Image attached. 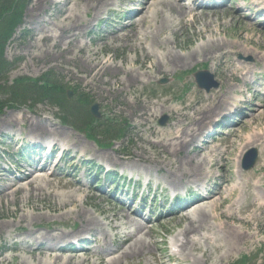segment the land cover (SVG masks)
Returning a JSON list of instances; mask_svg holds the SVG:
<instances>
[{"label":"rangeland","instance_id":"rangeland-1","mask_svg":"<svg viewBox=\"0 0 264 264\" xmlns=\"http://www.w3.org/2000/svg\"><path fill=\"white\" fill-rule=\"evenodd\" d=\"M35 1L28 0L23 24L6 48V59L12 67L1 84L4 90H0V100L8 99L6 86L15 80H36L49 73V78L62 87L85 94L89 102L99 104L101 119L108 120L116 129H127L121 139L98 134L97 142L82 130L65 125L63 111L48 103L16 105L0 112V192L9 184L18 183L23 188L15 196L12 188L9 198H0V228H4L0 229V264H52L54 257L60 258L58 264L70 257V264L83 260H87L86 264H100L99 257L107 263L128 250L124 247L118 254L110 255L125 237L119 226L135 240L143 241L146 249L142 255L119 260V264H202L208 258L210 264H241V258H246L248 264H264V10L254 5L255 0H226L209 7L200 6L199 0H159L158 6L150 4L144 21H139L141 15L131 22V10L134 8L136 15L142 11L143 0L135 4L132 0H114L98 17L90 10L92 7L87 8L88 2H80L74 9L77 0H48L42 9H36ZM70 16L72 19L67 20ZM70 21L78 29L88 27L82 32L55 29ZM52 35L64 40L44 39ZM93 54L96 55L91 57ZM89 58L92 61L87 62ZM102 68H107L103 70L104 76V72L100 73ZM128 70L139 78L131 86L126 82L131 74ZM199 70L213 74L219 87L209 94L199 90L192 75ZM223 99L227 101L226 108L207 118L199 141L208 130L214 131L221 115L233 111L235 116L229 121L235 124L222 122V134L214 132L212 147H217L221 155L208 158L212 163L205 168L212 176L203 188L190 189L203 196L217 193L216 196L204 203L205 212L189 208L183 214L184 209L161 207L170 203L176 189L180 191L176 190L174 195L179 196L186 194L188 188L181 191L189 176L177 174L174 180L169 176L167 161L177 165L183 159L193 160L192 150H200L195 147L206 143L199 142L188 151L186 148L172 154L170 149L156 145L159 134L174 129L179 121L183 125L192 123L204 105L211 109ZM165 100L168 104L162 108ZM193 100L203 104L188 107ZM69 101L77 103L76 94ZM163 115L169 117L165 127L159 124ZM83 119L78 117L77 123ZM42 126L47 131L40 132ZM50 139L59 156L66 149L58 166L38 172L33 186H28V181L19 182V178L31 174L27 168L33 164L28 156L22 157L24 149ZM211 140L212 137L208 138V142ZM252 148L258 150L257 164L252 171L245 172L237 162ZM36 157L39 159V155ZM198 159L204 156L197 157L196 162ZM155 163L163 165L154 167ZM97 169L105 171L100 179L102 187H96L94 182ZM106 172L116 179L114 183L105 177ZM108 185L123 188L118 195L109 194ZM35 187L42 188L47 196L44 200L32 197L31 204L22 207L27 191ZM162 189L167 195L153 210L149 207L144 211L143 199L148 192ZM195 197L191 196L190 201L182 197L183 206L194 204ZM53 203L64 210L55 212ZM237 204L242 205L240 211ZM258 204H262V216ZM17 208L34 217V222L28 219L19 225V219L13 217ZM71 210V214L63 215ZM77 211L81 212L78 218ZM190 212L191 216H185ZM86 217L98 224L80 237L90 240V244H84L90 252L59 251L49 257L35 251V247L33 250L29 243V234H76L89 222ZM8 223L19 227L9 228ZM190 223L194 224L191 240L198 246L194 250L184 247L182 255H174L172 245L184 238L178 236ZM207 230L214 235L211 237ZM103 234L108 235L106 241ZM92 240L96 242L91 243ZM103 244L110 250L108 253L98 249ZM215 246L222 249L217 251Z\"/></svg>","mask_w":264,"mask_h":264},{"label":"bare ground","instance_id":"bare-ground-1","mask_svg":"<svg viewBox=\"0 0 264 264\" xmlns=\"http://www.w3.org/2000/svg\"><path fill=\"white\" fill-rule=\"evenodd\" d=\"M114 0H77L74 9H76V5H79L80 2H88L87 3V8L90 9V7H92L90 10L95 11V17H98L104 10H106L109 6H111V3ZM138 1L141 0H133L132 3L135 4ZM144 1V6L145 8H143L142 11L138 12L137 16L134 17L135 19L137 18H142L139 20L140 22L144 21V15L147 11V9L149 8L151 3H155L156 6H158L157 4L160 3L159 0H143ZM256 2H259V4H254L257 7H261L262 9H264V0H255ZM48 2V0H36L34 3V8L36 9H42V7H44L46 5V3ZM176 3H178V0H175ZM255 2V3H256ZM155 4H152L155 5ZM89 10V11H90ZM88 11V12H89ZM184 14H182L183 16ZM195 18V17H194ZM72 16H70L69 18H67V20H71ZM77 19H79V17H77ZM74 25V26H73ZM88 25H83L81 26L79 29L75 26V22H71L69 24H66L65 22L61 24V27H55V29H58L59 31L62 32H67V31H75V32H82L83 28H87ZM48 31H46L45 33H47ZM51 32V30H50ZM54 33V32H53ZM76 34H70L69 36H73ZM44 39H49V40H64V37L62 36H56V35H52V36H46ZM61 41V42H62ZM96 54H93L91 57L95 56ZM92 61L90 58L87 62ZM86 64V63H85ZM107 68H102L100 70L101 76L105 75V70ZM131 74L128 75L126 82L129 84V86L133 85L134 83L138 82L139 78H135V76L133 75L134 72H130ZM227 101L226 100H218L217 104L214 105L213 108H211L209 111L207 112H203V114L198 115L195 118V123L196 124H191L188 125L186 127H183L180 123L177 124L175 126V129L169 130L166 133H162L159 136V141L157 142V144L165 147L166 149H170L172 150L173 154H178V152H181L183 150H185L186 148H189L190 146L193 145V143L198 139L200 132L204 129L205 125L207 124V121L209 119H207L212 113L215 114L218 110H222L224 109V105ZM167 102H164V104H166ZM198 105V102H193L190 107L195 108ZM40 132H44L47 131V129L45 127H41ZM221 153H219V149L217 147L215 148H211V147H206L203 148L201 151H196L194 152V158H191L193 160L187 161L186 159H183L179 162H177V165H172L171 164V160L167 161V167L169 168V176H173L174 180L177 179L178 175L177 174H181V176L183 178H185L186 175L189 176L188 178V182L185 186H189V185H195V186H202V184L204 183V181L209 177V175L211 174L205 167L209 166L212 162L208 160V158H214V157H218L220 156ZM201 156H205V160L203 159L201 162L198 161L196 162V158L201 157ZM214 162V161H213ZM43 170V169H42ZM190 171V174H187L186 172ZM37 174V173H36ZM35 173H31L28 175H25L23 178H19V182H26L28 181V186H33L34 181L36 180ZM186 174V175H185ZM38 178V177H37ZM257 185H260L259 188H261L263 190V187L261 186V181H258ZM13 188V196L19 194L23 188L18 184H9L6 185L3 190H1L0 192V198L2 199H7L9 198L10 194H8L9 190H11ZM38 192V194H37ZM28 196L26 198V203L22 205V207H25L27 205H30L31 202L30 199L32 197H35L36 199L42 198L41 200H44L43 197L47 196V193H45V191L42 188H38L35 187L34 189H31L30 191H27ZM51 196V194L49 195ZM261 196H259L260 198ZM205 199L201 200L200 202H204ZM14 203V202H13ZM20 203H23V201H20ZM16 204V202L14 203ZM55 205V212H60L59 210H64V209H59L57 204ZM65 203L61 204V207L64 208L65 207ZM206 204L202 203L200 205L195 206V210L199 211V212H205V210H207V208L205 207ZM212 208H214L212 206ZM237 209L240 211V209H242V205L241 204H237ZM194 210V212H195ZM258 210H261V214L260 216L263 215L262 213V204H258ZM73 211H68L66 213H64L63 215H69L71 214ZM193 213L190 212L188 215L191 216ZM81 216V212L76 213V217H80ZM13 217H16L19 219V225L25 221H27L28 219L32 220L31 223H33L34 221V217L32 216H27L25 215L24 211L22 210V208H17V210H15L13 212ZM87 220H89L86 217ZM19 225L15 226V225H10V223L7 224V226L9 228L12 229H17L19 227ZM94 225H98L97 222L95 221V219L91 218V220H89V222L86 223V225H84V227L78 231V233L70 235V234H63V233H58V234H50L47 233L45 235H35V234H29L28 237L31 239L30 240V244L33 247H35V251L41 252V254H45L49 257H53V254L58 252L61 248H63L64 244L69 243L71 241V237H81L85 234H88L91 232V229L93 228ZM118 228H121V235H124L125 237L123 238V240L120 242L118 248H115V250H113L110 255L113 254H118L119 251H121L124 247L128 248L127 251L123 252L122 254H120L117 258H113L111 259V261L105 263L104 259L99 257L98 260L100 262V264H119V260L121 259H127L129 257L135 256V255H142L143 252L146 251V249L144 248L143 241H137L135 240L133 237H131L132 234L130 233H126L124 232V229H122L121 226H119ZM143 228V227H141ZM194 228V224L190 223L185 229L184 231H182V233L178 236V237H184L185 242H182L181 240L178 242H175L174 244H180L181 243V252L183 253V249L184 247H190L191 249L194 250L195 247L198 246V244L196 243V241L191 240V233L190 231ZM1 231L4 230L3 227L0 228ZM144 229V228H143ZM208 233H211V237L214 235L212 234L213 232H210L207 230ZM217 232L220 233V228L217 230ZM104 236V241H106L108 239V235L107 234H103ZM208 240H211L210 238L205 237ZM96 242V240H92V243ZM105 243V242H104ZM49 244V245H48ZM17 248V247H16ZM216 250L219 251L222 249V246H215ZM98 249H100L103 252L108 253L110 250L107 249L106 244L101 245ZM67 251V250H65ZM95 255H98L99 251L94 252ZM102 253V252H101ZM210 257V256H208ZM189 259V257H187ZM224 257L221 256L219 257L220 260H222ZM186 259V258H185ZM73 260V258H69L64 264H70V262ZM210 258L208 259H204L202 260V264H210ZM53 263L52 264H58L60 262V258L58 257H54V259L52 260ZM87 261V260H86ZM86 261H82L80 264H86Z\"/></svg>","mask_w":264,"mask_h":264},{"label":"trees","instance_id":"trees-1","mask_svg":"<svg viewBox=\"0 0 264 264\" xmlns=\"http://www.w3.org/2000/svg\"><path fill=\"white\" fill-rule=\"evenodd\" d=\"M26 3L27 0H0V90H4L1 84L10 70L5 48L23 22ZM6 88L8 99L0 101V112L8 106L15 107L31 101L35 104L47 100H56L59 104L66 102L63 88L47 76L40 80L19 79Z\"/></svg>","mask_w":264,"mask_h":264},{"label":"water","instance_id":"water-1","mask_svg":"<svg viewBox=\"0 0 264 264\" xmlns=\"http://www.w3.org/2000/svg\"><path fill=\"white\" fill-rule=\"evenodd\" d=\"M197 76H200V75H197ZM70 94H71V93H70ZM97 109H98V107L95 106V107H93L92 110H91L92 113H93L95 116L97 115V114H96V113H97Z\"/></svg>","mask_w":264,"mask_h":264}]
</instances>
